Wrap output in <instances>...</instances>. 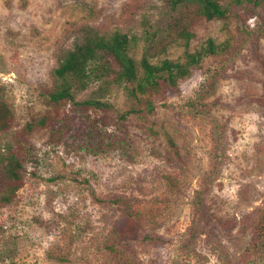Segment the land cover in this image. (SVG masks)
I'll return each mask as SVG.
<instances>
[{"label":"rangeland","instance_id":"rangeland-1","mask_svg":"<svg viewBox=\"0 0 264 264\" xmlns=\"http://www.w3.org/2000/svg\"><path fill=\"white\" fill-rule=\"evenodd\" d=\"M219 1L234 16L194 21L189 50L231 38V53L165 88L155 113L121 119L129 108L121 87L102 99L108 109L50 101L60 56L93 29L133 37L139 60L146 35L165 36L186 9L167 0H0V102L12 114L0 132V264H251L264 256L255 229L264 206V0ZM204 81L213 84L198 101ZM10 156L21 159L23 179L6 202Z\"/></svg>","mask_w":264,"mask_h":264},{"label":"trees","instance_id":"trees-1","mask_svg":"<svg viewBox=\"0 0 264 264\" xmlns=\"http://www.w3.org/2000/svg\"><path fill=\"white\" fill-rule=\"evenodd\" d=\"M173 9L184 8V17L167 26L165 36L155 39L147 34L141 57L132 55L138 45L127 34L115 32L103 35L93 29L85 31L83 40L73 49L66 50L59 58L54 70L55 84L49 92L52 103H71L74 106L108 109L111 106L102 99L112 87H121L129 101V108L120 114L121 119L129 115L153 114L156 111L154 97L162 96L165 88H175L180 80L189 77L194 69L210 57L224 59L231 53V38L218 43L209 39L205 46L191 52L189 45L193 38L192 25L198 19L229 22L234 16L230 5L219 0H167ZM237 5L257 7L259 0H234ZM240 21L247 17L238 15ZM183 46L181 58H168L171 48ZM212 82L204 81L198 101L208 95ZM93 85L97 88L90 97L77 100V95L88 91ZM191 105L194 106L193 101ZM12 114L4 102H0V132L11 123ZM167 142L179 155L173 138L167 134ZM4 175L9 183L2 199L9 202L22 182V162L15 156L6 157ZM170 184L174 182L168 178ZM132 215V213H130ZM256 244L264 249V206L255 218ZM261 245L262 248H259ZM264 257V256H263ZM251 260V264H264V258Z\"/></svg>","mask_w":264,"mask_h":264}]
</instances>
